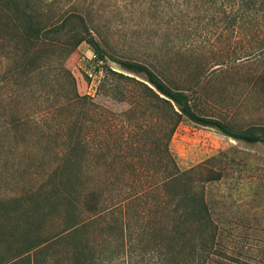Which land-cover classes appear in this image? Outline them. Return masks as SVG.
I'll return each instance as SVG.
<instances>
[{"label": "rangeland", "instance_id": "374dc122", "mask_svg": "<svg viewBox=\"0 0 264 264\" xmlns=\"http://www.w3.org/2000/svg\"><path fill=\"white\" fill-rule=\"evenodd\" d=\"M207 1L17 0L43 28L59 25L71 13L81 14L110 57L144 64L168 84L190 89L198 114L234 130L264 127V26L235 29L230 15ZM5 11L0 10V26L8 23L5 34H0V60L20 59L21 53L10 52L13 21ZM78 26L71 22L67 30ZM63 36L51 34L45 41L49 45L36 53L60 60L72 75V84L60 66L59 71L20 78L11 90H0V264H25L19 255L39 238L49 240L43 248L47 252L38 255L40 263H67L70 242L55 238L63 227V210L58 206L29 218L31 202L26 199L42 186L62 153L68 126L80 122L87 135L77 182L82 192L104 187L108 177L153 167L155 126L148 105L139 94L123 103L97 95L104 66L123 71L108 59L98 61L85 42L70 53L57 48L60 42L70 45L71 39L65 37L71 35ZM74 90L93 97L97 114L82 113L67 102ZM136 106L138 119L133 125L139 135L121 140L113 126L128 124L123 113ZM39 114L46 118L41 127L28 120ZM13 120L16 125L10 124ZM169 150L182 171L210 159L208 165L221 175L206 188L218 227L217 253L208 264H264V145L235 141L184 120ZM13 197L23 202L10 203ZM107 227L101 220L90 223L86 234L91 249H116L115 232Z\"/></svg>", "mask_w": 264, "mask_h": 264}, {"label": "trees", "instance_id": "16d2710c", "mask_svg": "<svg viewBox=\"0 0 264 264\" xmlns=\"http://www.w3.org/2000/svg\"><path fill=\"white\" fill-rule=\"evenodd\" d=\"M207 3L215 5L223 15L229 14L230 25L235 29L264 26V0H208ZM3 8L10 11L7 16L13 21L10 52L23 56L10 61L0 60V90H11L20 78L31 80L59 71L60 66L72 84L74 79L60 60L36 53L39 48L49 45L45 41L51 34L71 35L65 37L71 39L70 45L60 42L57 48L70 53L85 42L98 61L108 59L124 72L104 66L97 95L123 103L139 94L152 112L151 120L155 126L151 146L153 167L108 177L104 187L84 192L80 191L77 182L87 135L80 122L68 126L62 153L55 159L42 186L26 199L31 202L27 216L46 215L61 207L64 223L55 238L70 242L72 249H68L66 264H208L217 253L218 227L206 199V188L220 180L221 175L208 165L210 159L188 170H180L169 150L170 141L184 120L216 129L226 137L248 144L264 145V127L234 130L220 120L198 114L192 105L190 89L168 84L144 64L110 57L79 13L64 16L55 27L43 28L20 9L17 0H0V10L6 12ZM71 22L79 25L74 31L67 30ZM5 26L8 23L0 26L1 36L5 34ZM261 50H264V41ZM139 76L141 80L137 79ZM67 102L77 106L82 113H95L98 109L93 97L81 96L75 90ZM136 110L137 106L123 113L128 117V124L113 126L121 140L139 135L140 131L133 125L138 119ZM40 115L29 117V122L41 127L46 123L42 119L46 118ZM10 124L16 125L17 121ZM5 127L6 124L3 129ZM97 134L103 136L101 131ZM13 198L10 203L23 202V199ZM99 220L107 223L105 230L115 232L116 249L106 252L91 249L86 233L90 223ZM48 242L45 238L31 241L28 250L18 258H24L25 264H42L38 255L47 252L48 249L43 248Z\"/></svg>", "mask_w": 264, "mask_h": 264}]
</instances>
